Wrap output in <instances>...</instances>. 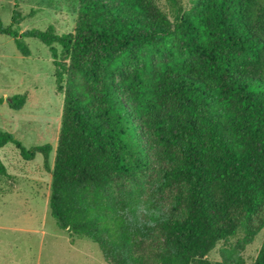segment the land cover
<instances>
[{
  "label": "trees",
  "instance_id": "trees-1",
  "mask_svg": "<svg viewBox=\"0 0 264 264\" xmlns=\"http://www.w3.org/2000/svg\"><path fill=\"white\" fill-rule=\"evenodd\" d=\"M188 1L76 0L63 34L0 18L23 56L25 38L49 49L63 95L51 168L49 144L0 130V150L42 156L50 216L110 264H244L264 231V0Z\"/></svg>",
  "mask_w": 264,
  "mask_h": 264
},
{
  "label": "rangeland",
  "instance_id": "rangeland-1",
  "mask_svg": "<svg viewBox=\"0 0 264 264\" xmlns=\"http://www.w3.org/2000/svg\"><path fill=\"white\" fill-rule=\"evenodd\" d=\"M169 10V0H155ZM186 8L188 0H179ZM76 0H0V18L7 26L13 11L21 22L14 28L22 33L52 26L57 34L72 31L76 21ZM29 50L23 56L13 40L0 35V98L25 95L19 111L0 105V130L12 133L26 149L49 144L48 164L52 167L60 128L63 95L56 92L49 49L36 39L25 38ZM0 159L10 178L0 177V264H110L96 244L74 238L59 229L50 216L48 199L51 175L41 155L24 161L18 150L7 144ZM264 231L243 253L244 264H253ZM155 240L148 244L147 257ZM218 247L208 259L219 261ZM150 260V259H149Z\"/></svg>",
  "mask_w": 264,
  "mask_h": 264
}]
</instances>
